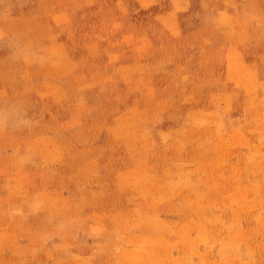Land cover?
<instances>
[{
  "label": "rangeland",
  "instance_id": "rangeland-1",
  "mask_svg": "<svg viewBox=\"0 0 264 264\" xmlns=\"http://www.w3.org/2000/svg\"><path fill=\"white\" fill-rule=\"evenodd\" d=\"M0 264H264V0H0Z\"/></svg>",
  "mask_w": 264,
  "mask_h": 264
}]
</instances>
